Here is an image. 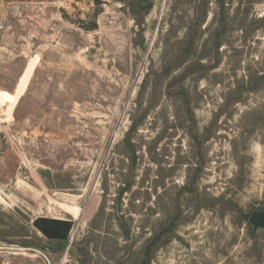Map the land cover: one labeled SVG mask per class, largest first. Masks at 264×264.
<instances>
[{"label": "rangeland", "instance_id": "1", "mask_svg": "<svg viewBox=\"0 0 264 264\" xmlns=\"http://www.w3.org/2000/svg\"><path fill=\"white\" fill-rule=\"evenodd\" d=\"M0 101V264H264V0H0Z\"/></svg>", "mask_w": 264, "mask_h": 264}, {"label": "water", "instance_id": "2", "mask_svg": "<svg viewBox=\"0 0 264 264\" xmlns=\"http://www.w3.org/2000/svg\"><path fill=\"white\" fill-rule=\"evenodd\" d=\"M260 218L259 213L254 214L251 223H257ZM73 226V220L40 218L35 222V227L48 239L52 240H67L70 237Z\"/></svg>", "mask_w": 264, "mask_h": 264}, {"label": "trees", "instance_id": "3", "mask_svg": "<svg viewBox=\"0 0 264 264\" xmlns=\"http://www.w3.org/2000/svg\"><path fill=\"white\" fill-rule=\"evenodd\" d=\"M176 226V220H172V222H170V224L168 225V227L166 228L165 232H163V235L164 234H171V232L174 230ZM161 236V235H159ZM160 237H156L154 239H152L150 241V244L148 245L147 247V250H146V253H145V256H144V261L142 264H149L150 261H151V252L154 250H157L158 248H160V244H159V241H160Z\"/></svg>", "mask_w": 264, "mask_h": 264}, {"label": "bare ground", "instance_id": "4", "mask_svg": "<svg viewBox=\"0 0 264 264\" xmlns=\"http://www.w3.org/2000/svg\"><path fill=\"white\" fill-rule=\"evenodd\" d=\"M6 104H7V102H1L0 101V109L6 107ZM0 201H3V197L1 196V194H0Z\"/></svg>", "mask_w": 264, "mask_h": 264}]
</instances>
